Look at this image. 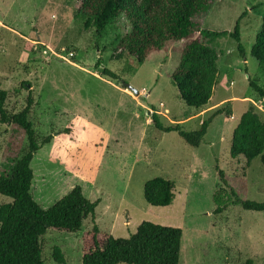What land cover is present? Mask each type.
<instances>
[{
  "label": "rangeland",
  "instance_id": "1",
  "mask_svg": "<svg viewBox=\"0 0 264 264\" xmlns=\"http://www.w3.org/2000/svg\"><path fill=\"white\" fill-rule=\"evenodd\" d=\"M77 1L0 0L4 107L17 113L30 96L29 120L38 142L52 135L30 163V194L44 210L75 186L88 200L99 201L95 219L84 220L79 231L46 232L40 239L42 263L60 264L53 258L57 248L61 264H82V236L94 224L116 239H128L145 221L182 230L179 264H264V212L233 204L235 198L264 202V164L259 157L246 165L242 157L229 156L232 132L244 112L251 109L264 123V100L248 83L250 78L264 89V73L250 56L264 0H211L210 9L195 18L212 31L231 32L238 22L245 52L243 59L230 37L205 41L217 56V82L199 113L178 98L169 78L183 43L164 47L130 70L119 45L129 31L125 19L97 36L84 28ZM102 69L115 77L103 76ZM217 110L222 114L198 148L175 132L158 131L152 122L158 115L165 127L180 124L194 131ZM26 146L20 128L0 124V174L10 173ZM154 177L174 184L167 207L143 199V184ZM10 201L0 195V205Z\"/></svg>",
  "mask_w": 264,
  "mask_h": 264
},
{
  "label": "trees",
  "instance_id": "2",
  "mask_svg": "<svg viewBox=\"0 0 264 264\" xmlns=\"http://www.w3.org/2000/svg\"><path fill=\"white\" fill-rule=\"evenodd\" d=\"M78 17L84 28L94 29L101 36L107 26L119 17L129 25V31L120 39L121 58L129 69L134 64L146 62L153 54L172 44L183 43L178 66L170 73L171 84L178 98L199 113L207 108L217 82V56L205 41L230 37L237 43L241 58L245 52L240 44L238 22L231 32L212 31L195 21L210 9L211 0H78ZM245 14V13H244ZM241 15L239 19L242 17ZM250 56L264 73V16L256 34ZM103 76L115 77L107 69ZM250 88L264 100V89L248 78ZM6 94L0 91V124H14L20 128L27 146L10 168L9 174H0V195L9 203L0 205V264H43L40 239L49 229L75 233L87 218L95 219L98 200L84 197L80 186H75L48 209H42L32 198L33 171L30 163L38 150L52 140L48 135L38 142L29 120L32 108L30 96L25 107L17 113H9L4 107ZM222 114L215 111L194 131H186L180 124L165 127L158 115H153V126L160 132H175L187 146L198 148L213 119ZM264 123L249 109L244 112L230 140L231 159L242 157L246 165L259 157L264 164ZM223 173L219 172L222 179ZM172 181L154 177L143 184V199L152 207H167L174 198ZM234 205L251 212H264V202L235 198ZM182 230L142 222L128 239H116L101 231L94 224L82 236V264H179ZM53 258L63 263L57 248ZM246 264H251L247 261Z\"/></svg>",
  "mask_w": 264,
  "mask_h": 264
},
{
  "label": "crops",
  "instance_id": "3",
  "mask_svg": "<svg viewBox=\"0 0 264 264\" xmlns=\"http://www.w3.org/2000/svg\"><path fill=\"white\" fill-rule=\"evenodd\" d=\"M229 99H232V98H228V99L220 100L219 102L213 104V106H212L211 109H208L207 111H204V113H206V112H210V111H212V110H215L216 107L221 106L222 104H224V102H226V101L229 100ZM204 113H203V114H204ZM203 114H201V115H199V116H202ZM215 119H216V118H215Z\"/></svg>",
  "mask_w": 264,
  "mask_h": 264
},
{
  "label": "water",
  "instance_id": "4",
  "mask_svg": "<svg viewBox=\"0 0 264 264\" xmlns=\"http://www.w3.org/2000/svg\"><path fill=\"white\" fill-rule=\"evenodd\" d=\"M135 95H138V91H136V90H134V89H132V88H130V87H128Z\"/></svg>",
  "mask_w": 264,
  "mask_h": 264
}]
</instances>
